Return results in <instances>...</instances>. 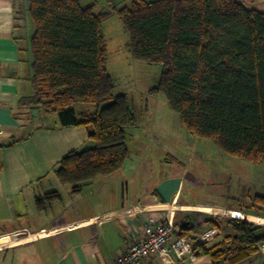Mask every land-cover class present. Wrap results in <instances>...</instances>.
<instances>
[{
    "label": "trees",
    "instance_id": "1",
    "mask_svg": "<svg viewBox=\"0 0 264 264\" xmlns=\"http://www.w3.org/2000/svg\"><path fill=\"white\" fill-rule=\"evenodd\" d=\"M106 6L96 12L94 4L82 6L80 0H28L33 94L19 106L56 116L60 129H89L88 143L52 170L59 182L77 196L120 171L129 158L136 114L125 95L115 94L106 69L102 24L112 14L128 34L132 59L161 67L149 95H163L192 137L264 165V12L236 0H136L119 9L106 0ZM83 106L93 114L81 118L77 109ZM60 199L50 192L37 206L43 211L46 201ZM252 204L264 206V196ZM209 222L212 230L226 228V236L210 247L194 244L193 251L213 264H239L264 242L262 226L238 219L224 226ZM180 228L181 235L192 230L188 220Z\"/></svg>",
    "mask_w": 264,
    "mask_h": 264
},
{
    "label": "crops",
    "instance_id": "2",
    "mask_svg": "<svg viewBox=\"0 0 264 264\" xmlns=\"http://www.w3.org/2000/svg\"><path fill=\"white\" fill-rule=\"evenodd\" d=\"M27 7L28 0H0V264H114L143 236L147 218L164 214L158 212L165 209L158 204L175 202L174 223L181 227L188 220L192 230L186 235L193 237L212 231V217L200 211L216 212L212 207L240 211L243 200L223 204L192 202L183 190L188 179H195L185 168L141 194L135 177L126 174L124 165L117 173L90 183L73 196L70 187L60 183L52 170L70 152L88 143L89 129H60L57 118L39 111L31 117L33 111L19 106L21 98L33 94V28L27 19ZM77 111L81 118L93 114V108L87 106ZM10 143L13 144L9 146ZM127 147L130 155L128 144ZM165 155L166 161L184 167L177 156L170 152ZM54 191L61 199L52 204L46 201L45 209L39 210L37 200ZM102 215L108 217L96 225H84ZM224 231L227 229L217 230L215 239ZM210 242L206 243L208 247L212 246ZM193 249L195 264H213L209 256H196ZM168 259L175 261L173 252ZM262 262L253 255L239 264ZM140 264L164 261L151 256ZM219 264L229 263L224 260Z\"/></svg>",
    "mask_w": 264,
    "mask_h": 264
},
{
    "label": "rangeland",
    "instance_id": "3",
    "mask_svg": "<svg viewBox=\"0 0 264 264\" xmlns=\"http://www.w3.org/2000/svg\"><path fill=\"white\" fill-rule=\"evenodd\" d=\"M134 1L115 0V7L130 6ZM236 1L248 9L264 12V0ZM80 3L82 6L94 4L96 12L107 9L106 0H80ZM102 25L107 50L106 69L112 77L114 92L125 95L136 114V125L129 129L127 144L131 154L125 168L126 174L135 177L138 192L145 194L149 186L154 188L168 176L175 175L179 168H185L195 179L194 182L188 179L183 190L192 202L223 204L243 200L240 211L227 210L248 215L255 214V211L263 213L264 206L250 204L258 195L257 192L264 194V165L229 156L214 142L192 137L181 124L179 116L170 110L163 95L148 94L158 83L161 67L132 59L128 49V34L116 14L109 16ZM32 116H35L33 112ZM51 117L56 119V116ZM166 152L177 156L184 167L166 161ZM201 212L213 217L210 212ZM228 219L231 217L218 220L224 226ZM254 225L264 227L262 224ZM226 234L224 231L216 239L210 236L208 241L212 242L208 245L222 242ZM254 256L261 258L264 263L263 257Z\"/></svg>",
    "mask_w": 264,
    "mask_h": 264
},
{
    "label": "built area",
    "instance_id": "4",
    "mask_svg": "<svg viewBox=\"0 0 264 264\" xmlns=\"http://www.w3.org/2000/svg\"><path fill=\"white\" fill-rule=\"evenodd\" d=\"M3 128L0 125V136ZM160 216L150 215L143 227V236L140 237L125 253L115 259L114 264H140L143 260L156 256L164 261V264H195L196 258L191 254L194 244L207 243L214 236L217 230L206 232L200 236L181 235L180 226L174 223L175 202L168 204H158ZM216 212H212V219L220 220L222 218L231 217L252 224H259L253 220L264 219L263 213L255 211L252 215L241 212L229 211L226 208L217 209L212 207ZM264 210V209H263ZM108 215L97 216L84 222V225H96L100 221L105 220ZM263 217V218H261ZM218 220V221H219ZM5 238V237H4ZM257 255L264 258V242L257 246ZM173 252L175 261L169 260L168 255ZM264 264V263H262Z\"/></svg>",
    "mask_w": 264,
    "mask_h": 264
},
{
    "label": "water",
    "instance_id": "5",
    "mask_svg": "<svg viewBox=\"0 0 264 264\" xmlns=\"http://www.w3.org/2000/svg\"><path fill=\"white\" fill-rule=\"evenodd\" d=\"M33 114L34 115L36 114L35 111H33ZM124 194H125V189L122 188V191H121V197H122V199L124 198Z\"/></svg>",
    "mask_w": 264,
    "mask_h": 264
},
{
    "label": "bare ground",
    "instance_id": "6",
    "mask_svg": "<svg viewBox=\"0 0 264 264\" xmlns=\"http://www.w3.org/2000/svg\"><path fill=\"white\" fill-rule=\"evenodd\" d=\"M253 221H257L259 224H262V225H264V219H259V220H253Z\"/></svg>",
    "mask_w": 264,
    "mask_h": 264
}]
</instances>
